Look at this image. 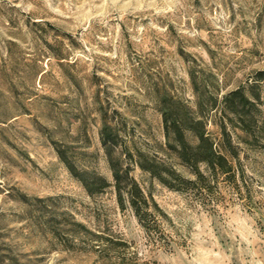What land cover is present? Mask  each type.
Segmentation results:
<instances>
[{"label":"rangeland","instance_id":"1","mask_svg":"<svg viewBox=\"0 0 264 264\" xmlns=\"http://www.w3.org/2000/svg\"><path fill=\"white\" fill-rule=\"evenodd\" d=\"M193 61L222 93L253 83L264 70V0H0V264H111L90 243L53 237L50 215L120 236L138 264H264V140L249 145L226 122L237 186L219 180L211 202L134 167L164 214L151 233L112 188L89 196L55 151L53 142L68 146L77 167L111 180L99 140L106 112L127 144L193 177L165 153L156 105L172 94L194 107ZM219 124L209 112L215 141Z\"/></svg>","mask_w":264,"mask_h":264},{"label":"trees","instance_id":"2","mask_svg":"<svg viewBox=\"0 0 264 264\" xmlns=\"http://www.w3.org/2000/svg\"><path fill=\"white\" fill-rule=\"evenodd\" d=\"M188 77L194 107L172 94L160 95L156 105L162 117L164 151L169 158L187 168L193 176L191 178L179 173L173 163L142 152L132 141L129 144L123 141L119 126L108 121L106 112H102L99 140L111 171V180L93 170L77 167L69 147L53 142L59 160L89 196L112 188L118 206L130 208L147 233L160 231L158 216L164 214L152 196L146 195L132 177L134 167L169 190L211 202L216 198L219 180L237 186L236 170L239 171L240 164L236 159L237 147L226 131V122L232 129L246 134L249 139L245 142L249 145L264 140V115L259 108V92L255 90L259 83L264 88V70L256 71L253 83L247 87L239 85L224 93L220 91L214 74L199 67L195 61L189 64ZM247 91H251L252 97ZM211 111L220 113L221 138L218 141L206 129V116ZM58 217L50 215L42 222L51 235L65 245L70 239L77 238L81 245L90 243L98 255L111 264H138L124 253L127 242L120 236L96 234L65 215Z\"/></svg>","mask_w":264,"mask_h":264}]
</instances>
